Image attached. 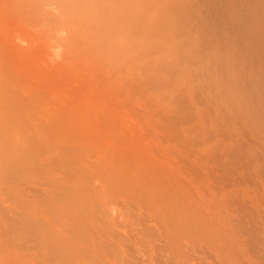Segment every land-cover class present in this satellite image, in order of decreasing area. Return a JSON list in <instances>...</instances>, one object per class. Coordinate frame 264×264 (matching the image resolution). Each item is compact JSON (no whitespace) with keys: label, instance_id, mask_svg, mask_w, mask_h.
<instances>
[{"label":"rangeland","instance_id":"rangeland-1","mask_svg":"<svg viewBox=\"0 0 264 264\" xmlns=\"http://www.w3.org/2000/svg\"><path fill=\"white\" fill-rule=\"evenodd\" d=\"M94 1L100 6L107 3L110 6L109 15L113 17L123 15L121 0ZM155 20L148 19L144 24L138 22L135 28L132 24L125 28L127 31L139 26L141 28L155 24ZM164 34L165 31L162 35ZM52 42L51 39L49 45ZM111 46L107 47L108 50L100 47H85L84 50L78 48L81 56L79 55V60L71 69L68 68L65 73L49 72L42 75L38 90L30 97L13 96L20 103L26 100L27 104L16 110L18 116H14L19 122L7 129L9 137L5 143L7 147H13L17 154L23 153L30 145L33 154L26 158L13 159L10 164L1 157L3 153L0 156V264H14L27 250L26 245L33 240L22 231L10 238L7 235L12 227L10 221L15 218L20 220L28 207L32 210L41 209L54 196L48 194L55 191L57 183L60 182L67 185L70 197L78 194L90 197V202L85 206H79L77 210L72 209L67 213L64 217L66 228L78 231L76 226L80 222L87 227L90 224L86 219L93 217L94 221L100 220L99 224L103 220L119 224L122 228L115 230V233L118 230L121 232V224L125 223L128 228L130 225V228L132 226L137 229L134 231L126 227L127 231L145 235L139 234L135 237L128 234L127 238L131 241L137 239L136 245L125 237L129 232L126 233L124 229V237L128 240L123 239V245H127L124 249L121 245L123 241L120 242L123 237L120 238L119 232V238L112 233L115 234L112 235L114 243L120 242L123 249L119 251L120 255L115 249V256L113 251L107 250L109 257L106 256V259L114 256L111 259L113 264H123V258L128 259L129 263L136 264L135 260H140L141 264H145V261L151 260V256L155 264H171L170 257V261L175 260L172 264H233L231 260L234 258L230 253H234L231 233L234 219H243L247 223L252 219L250 213L256 216L260 212L259 208L264 206V163H261L264 161V126H260L264 120V117L262 120L260 118L264 114V96L263 101L260 98L261 92L264 95V85L261 84H264V74L261 73H264V64H250V68L249 63H246L244 68L247 70L244 71L241 65H233V70L221 62L199 61L196 58L171 61L164 57L175 49L169 45L164 52L152 54L150 51V55L141 49H130V53L116 60L114 56H108V51L110 54L112 51ZM156 49L157 46L151 48L152 51ZM255 70L258 72H254ZM247 84L249 88L246 87ZM252 84L259 88L253 85L254 89ZM245 89H249L248 93ZM241 93L245 95L243 99ZM234 96H238L237 99ZM257 113L259 117L255 115ZM17 133L22 141L20 144H17ZM242 141L248 145H244ZM257 150H260L258 154ZM254 158L260 160L256 162ZM225 161L232 163L226 162L228 166L224 167ZM236 163L238 166L241 164L239 169ZM245 165L247 167L243 170ZM254 167L261 170L256 171ZM244 172L246 174L243 175ZM183 185L186 191L182 188ZM198 200H203L204 203L198 205L201 204ZM229 204H232V209ZM202 206L204 213H200ZM239 206L242 209H238ZM257 206L258 210L255 211ZM190 207L192 208L189 210ZM206 207L212 209L207 208V211ZM177 208L180 211L183 209V212ZM57 209L58 207H53L50 211ZM212 210L217 214L212 213ZM138 212L143 216L139 217L141 215ZM205 213H208V217ZM179 214L183 215L179 217ZM216 215H220L222 219L219 217V220ZM182 216L189 219L187 221L190 224L186 220L181 221ZM225 217L228 218L226 221ZM155 218L161 230L156 226L155 230L151 227L156 225L153 223ZM202 220L206 222L201 223ZM251 221L248 224L250 227ZM252 222L254 226L260 225L263 228L259 234L264 236V223L261 220ZM99 224L103 230L109 227L108 223ZM18 227H23V223ZM205 227L208 228L207 231ZM158 229L162 235L158 234L156 239H151ZM144 230H148L149 236V232L155 233L151 237L147 236L150 239H146ZM76 234L75 232L74 236ZM69 235L72 236L71 232ZM112 236L109 237L113 241ZM142 237L146 241L151 240L153 247L150 243L141 242L144 238L139 241ZM103 239L106 240L107 237ZM117 239H120L119 242ZM88 242L87 246L90 244ZM156 247L158 249L155 251ZM135 249L136 253H145L142 255L145 256L144 259L139 252L134 254ZM158 252L163 253L161 256L167 252V258L160 256L161 259L165 257L160 260ZM132 253L138 256L133 259ZM17 254L20 256L16 257ZM130 254L133 258L128 257ZM256 255L259 257L262 252L258 251Z\"/></svg>","mask_w":264,"mask_h":264},{"label":"bare ground","instance_id":"bare-ground-1","mask_svg":"<svg viewBox=\"0 0 264 264\" xmlns=\"http://www.w3.org/2000/svg\"><path fill=\"white\" fill-rule=\"evenodd\" d=\"M121 2H122V8H123V15L113 17L112 15H109L108 11H109L110 6H108L107 3H103L102 6H100V4H97L96 1L94 0H0V156H1V153H3L1 157L4 158L5 162H8V164H10V162H12L13 159H21L24 157L26 158L33 154L32 148L30 147V145L26 147L23 153L17 154V151L13 147H10V146L7 147L5 143V141L9 137V135L7 134V129L12 127V125H16L19 122L17 117L14 116L18 113V112L16 113V110L17 109L20 110V107L27 104L26 100L20 103L16 99H13V96L14 95H22V96L25 95L26 97H30L33 93H35L38 90L42 75L44 74L47 75L49 72L50 73H55V72L65 73L68 70V68L71 69L72 66L75 63H77V60H79L78 59L79 55L81 56V51L78 50V48H81L82 50H84L85 47H89V48L92 47L94 49L95 48L98 49L100 47V48L108 50L107 47L113 45L111 46L112 55L108 51V56H111V57L114 56L113 58L118 60L119 58H122L128 53H130L129 51L130 49H138V50L141 49L142 51L148 52L150 55V51L152 54H156V53L159 54V53L164 52L163 50L167 47V45H169L171 47H175V49L172 51H169L168 54L164 55V57L166 59H170L171 61H179V60L196 58L199 61L221 62V63H224L229 69L231 68L233 69L234 67L232 66L235 64L239 66L241 65L242 70L246 63H249L248 66L250 68L252 67L251 65L253 64H255V66L258 65V63L262 65L264 64V0H121ZM148 19H153V20L157 19L158 21L155 20L156 21L155 24L144 25V26H141V28L139 26L136 29H131L128 31L125 28V27H128V25L130 24H132L133 27L135 28L138 25V22L139 24L141 23L144 24L145 21ZM164 31H165V34L162 35ZM51 39L53 40V42H52V45H49V41ZM156 46L158 50L156 49L155 51H152L151 48L156 47ZM148 49L149 51H147ZM246 70L247 69L244 68V71ZM256 71L258 72V70H255L254 72ZM261 73L264 74L263 72ZM242 74H244L243 71H242ZM261 84L264 85L263 83ZM253 85L255 86V84H252V86ZM246 87L249 88L248 84ZM245 90L248 93L249 89H245ZM258 91L260 93V90ZM236 93H237V90H236ZM247 93L246 95H250ZM253 94H252V97H253ZM261 94L262 92L260 93V96H261V97L259 96L260 98L264 96ZM244 96L245 95H242V99ZM252 97H250V99ZM255 101H257V99ZM262 101H263V98H262ZM250 108H252L253 109L252 111L254 112V108L251 106ZM261 112L262 111H260V113ZM247 113L249 112L247 111ZM262 113H264V111ZM257 114L255 115L259 117V113ZM263 117H264V114L261 115L260 117L261 120L263 119ZM258 120H256V122ZM258 123L259 122H257V125ZM257 125H254V126L257 127ZM260 126H264V120L260 123ZM16 135H17L16 136L17 144L22 143L19 134L17 133ZM242 143L244 142L242 141ZM248 143L249 145L251 144L250 142ZM237 145L240 147L239 144ZM244 145H248V144L244 143ZM238 146H236L237 149H238ZM250 147L252 148L251 145ZM258 147L261 148V146H258ZM243 148H239V149H243ZM256 148H257V145H256ZM237 149L235 151H238ZM263 149H264V146H263ZM254 150L253 152L255 153L256 151ZM258 151L260 150H257L256 154H258ZM250 153H252V151H250ZM256 160L257 158L255 159V161ZM226 162L227 161H225L224 164H226ZM228 162L230 163V161ZM248 162L250 161L248 160ZM261 163L263 164L264 161H262ZM235 165L238 166L239 164L236 163ZM252 165H249V166H252ZM227 166H228L227 164L226 166L224 165V167H227ZM240 166H238V169ZM245 167L247 166L245 165L243 167L244 168L243 170H245ZM263 167H262V170L264 171ZM231 168L233 167L231 166ZM254 168H252V170H254ZM227 169L229 170V168H226V170ZM249 169H251V167H249ZM259 169L261 170V168ZM259 169L255 168L256 171ZM255 170L253 172L254 174H256ZM146 172L148 171L146 170ZM245 172L243 173V175L246 174ZM143 175H140V176H143ZM170 183H173V182L170 181ZM161 185L163 184L161 183ZM66 186L67 185L62 182L57 183L55 191L48 194V195H54V196L50 198L43 205L41 209L32 210L28 207L26 208L25 212L22 213L23 215L20 218V220L19 218L18 219L15 218L10 221V223L12 224V227L9 228L8 230L9 232L7 234L10 236V238L11 237L13 238V235L15 233L22 231V233L28 234L30 236L29 239H33L30 241L31 242L30 244L26 245L27 250L25 249L26 251L25 253L21 255L22 256L21 258L18 257L19 254L16 255L18 259L13 262L14 264H113L111 259L114 258L116 253L120 255L119 251L123 250L121 245H123V243L125 242L123 241V239L125 240L128 234L130 235L131 233L134 236L142 234V236H145L143 235V233L138 234L137 231H136L137 234L136 233L133 234L132 231L130 232L127 231L125 229L127 225L125 226V223L123 224L120 223L123 226V230L121 231L123 233L122 234L123 236H122L120 230L116 231V233L114 232L115 230L122 228L119 224H116L115 222H107L104 220L99 224L100 220L94 221L93 217H91V219L89 218L86 219V221L89 222L90 224L87 227L85 226L83 222H80V224L76 226L78 231L76 229L71 230L69 228H66L67 225L66 223H64L65 222L64 217L67 215V213L72 211V209L77 210V207L85 206L86 203L90 202V197L86 195L78 194L77 196L70 197V193L68 189H66ZM182 188H184V185ZM195 189L194 191H196ZM167 192H170V191H167ZM184 195H185V192H184ZM212 197H213V194H212ZM202 201H201V204L199 203L198 205H202L204 203V202L202 203ZM212 201H213V198H212ZM196 203L197 202H195L194 204L197 205ZM245 203H246V200H245ZM191 204L193 205V203ZM222 204L223 203H221V205ZM173 205L174 204H172V206ZM195 205H194V208H196ZM231 205L232 204H229L230 207ZM220 206L219 208H221L222 210V207ZM248 206L250 205L248 204ZM53 207H58L57 211H54V212L50 211L51 208ZM192 207H190L189 210ZM240 207L241 206L237 208L239 209ZM207 208L208 207H206V210ZM261 208H259L258 210V206L256 207L255 211L257 210L260 211L259 214L256 216L250 213L253 220L250 217H248L250 218V220L247 223H245L243 219L241 220L239 218L238 220L236 218L234 219V224L232 223L234 227L233 228L230 227V230L233 229L231 233L233 235L232 241L234 245V249H233L234 253H230V254L233 255L234 260H231L229 258L231 262L233 261V264H264V236H260L259 234L260 231L262 232L263 228L259 225V227L257 226L259 228L258 229L256 226H254L252 222V221L260 222L261 220V222L264 223L262 221L264 220V213L262 214V212H264V206L262 209ZM198 209L196 210V212L198 211ZM208 209H212V208H208ZM251 209L249 208V210ZM203 210L204 209L202 206L200 213L202 212L204 213ZM181 211L183 212V209ZM193 212H195V210ZM214 212L215 211L212 210V213ZM215 213L217 214V212ZM141 214L142 213H140V215ZM197 214H199V212ZM205 214L206 216L208 215V213H205ZM226 214L227 213H225V215ZM240 214L241 213L239 212V215ZM181 215L179 214V217ZM142 216L143 215L139 217H142ZM240 216L243 217V214ZM146 217L151 220L150 216L146 215ZM245 217L246 215H244V218ZM256 217H258L257 218L258 220L256 219ZM182 218L183 216L180 218L181 221L189 220L186 218H183L182 220ZM202 219H205V218H202ZM227 219L228 218L224 220L226 221ZM203 221L204 220L200 222L202 223ZM250 221H251V227L248 226ZM156 222L158 224V221L155 218V222L153 221V223L156 224ZM187 222L188 224H190L189 221ZM200 222H197V223L200 224ZM205 222L206 221H204V223ZM21 223H23V227H18V225H20ZM97 223L99 225H102V223L103 225L108 223L109 227L106 230H103L102 227L101 226L99 227ZM141 223H143V221ZM157 224L154 226L151 225V227H154L153 228L154 230L156 228H159L161 230V228L158 227L159 225L157 226ZM226 224L228 225V223ZM128 226L130 228V225ZM146 226L148 227V224ZM201 227L203 226L201 225ZM100 229H102L103 232H101ZM124 229L126 230V233L129 232L125 236L126 238L124 237V233H125L123 232L125 231ZM134 229L136 228L135 227L132 228L131 226L130 230H134ZM159 229L156 230L157 235H155L156 233L153 232L155 233L154 236H153V233L149 232L153 237H151V235L149 236L148 230H146L147 233L144 230V234H146L145 238L150 239L149 237H151V239H154L155 237H158V234H160V232H158L160 231ZM210 231H211V228H210ZM70 232L72 236L69 235ZM75 232L77 233L76 236H74ZM117 232L120 233V236H121V237L119 236L120 238L123 237L122 240L117 239L118 242L119 240L120 242L123 241L121 245L119 244L120 242L119 243L115 242L117 243V245L114 243L115 234L117 238H119L118 237L119 233L117 235ZM202 232H203V229H202ZM112 233H115V234H112ZM164 234L165 233H163V236ZM109 236L113 237V241L111 240L112 238ZM134 236L132 237L134 238ZM103 237L104 238L107 237V239L108 238L109 239L105 240L103 239ZM143 238L144 237L140 238L139 241H141V239ZM145 238L141 242H144V244L150 243L151 240L150 241L147 240L148 241L147 242ZM127 239H130V238H127ZM136 240L131 241L130 239L129 241L134 242L136 244ZM159 240L160 239H158V241ZM87 241H89L88 243H90L88 244V246H87ZM166 243L164 244L167 245ZM152 245L150 243V246ZM258 246L260 248H258ZM261 246L263 247L261 248ZM123 247L125 249L127 245L125 246L123 245ZM37 248L40 249V252L37 251L38 250ZM156 249H158V247L155 248V251ZM107 250L110 252L113 251L112 254H114L116 251L114 256H112L113 258L111 257V259H108L109 261L106 259V256L109 255ZM117 250L119 253L117 252ZM34 251H37V252L34 254L33 253ZM136 251L137 249L133 251L135 252L134 254H138V252L141 254V256L145 254V253L143 254L140 251L136 253ZM258 251L262 252V255H260L259 257H257L256 255ZM148 253H150L151 255V252L148 251ZM132 254H130L131 256L128 255V257L133 258L134 254L133 256ZM161 254L163 253L158 252L159 257L161 256ZM137 256L138 255L134 256L133 259H135V257ZM163 256L167 258V252H166V255H163ZM226 256L228 257V254ZM142 257L144 259L145 256H142ZM161 257H160V260L162 259L164 260L165 257L162 259ZM138 258L142 259L141 257H138ZM123 259L125 260V261L122 260L123 261L122 263L124 264L127 262L128 259H125V258ZM229 259L227 260L229 261ZM129 260L132 261L131 259ZM170 260H172L171 257L169 258V263L171 264L173 261H175V260L173 261H170ZM150 261H151L150 264H155V262L154 263L152 262L154 261L153 256H151ZM150 261H145V264L146 262L147 264H149ZM138 262L141 264L142 261L140 262V260H138ZM138 262L135 260L136 264ZM127 263L134 264V263H129V261Z\"/></svg>","mask_w":264,"mask_h":264}]
</instances>
